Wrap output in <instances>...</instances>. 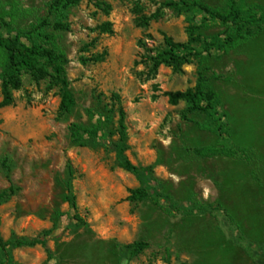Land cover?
<instances>
[{"label": "rangeland", "instance_id": "374dc122", "mask_svg": "<svg viewBox=\"0 0 264 264\" xmlns=\"http://www.w3.org/2000/svg\"><path fill=\"white\" fill-rule=\"evenodd\" d=\"M51 1L0 0V13L26 30L47 17ZM181 1L213 10L226 5L82 0L56 39L67 58L72 112L60 113L52 82L29 75L12 92V105L0 107V193L14 190L0 203V236L46 239L45 246L14 250V264H117V247L134 242L147 248L129 264H264V32L215 52L207 45L226 27ZM105 23L111 33L101 31ZM191 28L201 57L176 71L153 66L148 59L165 50L163 36L186 43ZM199 71L217 95L218 122L164 96L192 90ZM118 106L126 115L125 155L136 167L153 168L163 196L158 204L127 200L138 183L107 146L71 142L70 125L89 127L91 111L111 118L116 143ZM208 147L246 152L196 153ZM68 183L76 211L65 202Z\"/></svg>", "mask_w": 264, "mask_h": 264}, {"label": "trees", "instance_id": "16d2710c", "mask_svg": "<svg viewBox=\"0 0 264 264\" xmlns=\"http://www.w3.org/2000/svg\"><path fill=\"white\" fill-rule=\"evenodd\" d=\"M82 0H52L48 4L47 17L38 20L29 29H17L6 15L0 13V93L2 101L0 107L12 105V92L19 90L22 84V76L29 75L35 81L49 80L59 90V111L63 115L72 112L75 105L71 91L70 81L67 78V58L65 53L56 43L57 34L67 32L69 26L67 18L69 11L76 7ZM181 5L187 10L199 11L208 16L214 22L226 27L223 38H214L207 45L208 48L222 54L234 50L239 45L247 42L255 34L264 32V6L255 4L247 5L244 0H226V5L221 10H213L204 6L199 1H181ZM177 9L179 5H173ZM108 10L109 7L105 6ZM102 32L111 33L110 24L105 23L101 27ZM165 50L158 52L154 57H149L153 66L160 65L178 70L181 66L190 64L193 59L201 57V51L195 47L200 43V37L195 28L189 31V39L186 43H176L167 36H163ZM208 49H204V52ZM170 105L184 102L191 112H201L208 118L218 122V98L209 88L208 81L202 71L198 73V79L192 90L185 92L166 93L164 95ZM113 99L118 98L114 95ZM89 117L94 121L85 128L77 123L69 127L71 142L76 146H85L88 142H101L104 146L114 151L119 166L125 172L134 176L138 188L128 197V201L142 202L151 199L155 204L163 197L159 185L153 177V168L136 167L126 157V115L121 106L117 108V142L113 143V133L108 126L111 122L109 116L95 114L88 111ZM220 126V125H219ZM246 152L244 149L232 150L229 148L208 147L197 150L201 157L221 156L234 158L238 153ZM69 175L72 174L70 167ZM65 202L76 211V199L67 184ZM14 193L11 187L9 191L0 193V203L7 200ZM74 220L81 227L87 224L77 215ZM46 239L24 240L11 239L4 241L0 236V264H14L12 252L19 248H32L38 245L45 246ZM147 245L142 242H134L129 245H119L116 250L117 264H129L131 259L141 254Z\"/></svg>", "mask_w": 264, "mask_h": 264}]
</instances>
